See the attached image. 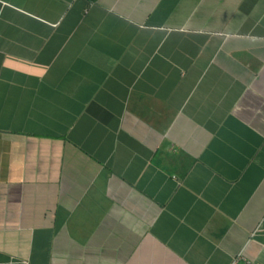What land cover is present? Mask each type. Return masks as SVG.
Here are the masks:
<instances>
[{
	"label": "crops",
	"instance_id": "0c3cea01",
	"mask_svg": "<svg viewBox=\"0 0 264 264\" xmlns=\"http://www.w3.org/2000/svg\"><path fill=\"white\" fill-rule=\"evenodd\" d=\"M264 264V0H0V264Z\"/></svg>",
	"mask_w": 264,
	"mask_h": 264
},
{
	"label": "built area",
	"instance_id": "2783aa9c",
	"mask_svg": "<svg viewBox=\"0 0 264 264\" xmlns=\"http://www.w3.org/2000/svg\"><path fill=\"white\" fill-rule=\"evenodd\" d=\"M238 257H240L239 254L234 259H232V261L230 262V264H235L236 263V260L238 259Z\"/></svg>",
	"mask_w": 264,
	"mask_h": 264
}]
</instances>
